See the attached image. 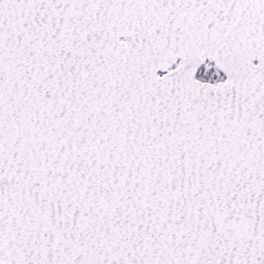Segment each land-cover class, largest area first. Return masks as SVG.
Returning <instances> with one entry per match:
<instances>
[{"label": "snow or ice", "instance_id": "6c2138e0", "mask_svg": "<svg viewBox=\"0 0 264 264\" xmlns=\"http://www.w3.org/2000/svg\"><path fill=\"white\" fill-rule=\"evenodd\" d=\"M0 264H264V0H0Z\"/></svg>", "mask_w": 264, "mask_h": 264}]
</instances>
